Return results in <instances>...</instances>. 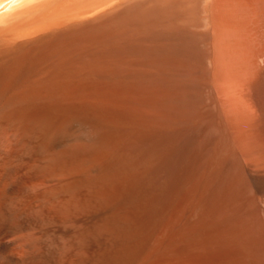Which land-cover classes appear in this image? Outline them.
<instances>
[{"label": "bare ground", "instance_id": "obj_1", "mask_svg": "<svg viewBox=\"0 0 264 264\" xmlns=\"http://www.w3.org/2000/svg\"><path fill=\"white\" fill-rule=\"evenodd\" d=\"M210 2L0 0V264H158L166 198L264 264V0Z\"/></svg>", "mask_w": 264, "mask_h": 264}, {"label": "rangeland", "instance_id": "obj_2", "mask_svg": "<svg viewBox=\"0 0 264 264\" xmlns=\"http://www.w3.org/2000/svg\"><path fill=\"white\" fill-rule=\"evenodd\" d=\"M210 1H211L210 2V12H211V17H212L213 12L211 10L212 9L211 6L213 5V0H210ZM210 30L211 31L213 30L212 25H211ZM92 148H93V150H97V149H102V146H100V144H98V143H94ZM159 176L163 177V178L158 177L159 180L162 179L161 181L163 183L164 182L163 179L165 178L164 173H162V175L160 173ZM145 186H146V184H145ZM159 192H160V189H159ZM143 196H144V199L147 197L146 188L144 190ZM159 206H160V208L158 210V213L155 216L156 219L154 218V220H153V233H152L153 238L151 240L152 241L151 244L157 245V250H158L157 251V259H158L157 261H158V264H173L175 262L176 256H178V255H180V253L184 252V251L179 250L180 249L179 248L180 243L177 241V239H181L182 237H184L185 234H186V236H187V234H189L190 236L199 237L200 239L205 236V235H203L202 231H197L196 233L195 232L186 233V231L188 232L187 229H189L190 224L192 222H196V221L201 219V215H200L201 209L197 208L194 210L192 209L190 211V209L187 208L186 202L183 199H180L179 201H176L173 204L171 199L166 198L165 200L161 201ZM180 211L182 212L181 214L179 213ZM185 211L186 212L190 211V212H187V214L185 216ZM145 212L146 211H144V214H145L144 217H146ZM197 212H198V214H197ZM178 214H179V217H178ZM183 216L185 219H183ZM175 218H176V220H175ZM173 220H175V223ZM181 220H183L182 223H180ZM187 220H189V221H187ZM171 223L173 226L171 225ZM175 238H177V239L174 240ZM148 245L149 244L144 245L143 255H146V253L150 247V245L149 246ZM188 245H190V244H188ZM196 249H198V248H196V247L194 248V246H190V248L188 247L187 250H188V252H192V251H195Z\"/></svg>", "mask_w": 264, "mask_h": 264}]
</instances>
